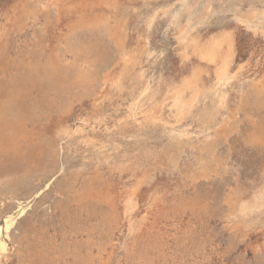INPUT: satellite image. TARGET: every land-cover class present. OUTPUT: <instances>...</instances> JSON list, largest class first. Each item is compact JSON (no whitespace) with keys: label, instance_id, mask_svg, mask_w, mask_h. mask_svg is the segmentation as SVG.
Returning a JSON list of instances; mask_svg holds the SVG:
<instances>
[{"label":"rangeland","instance_id":"obj_1","mask_svg":"<svg viewBox=\"0 0 264 264\" xmlns=\"http://www.w3.org/2000/svg\"><path fill=\"white\" fill-rule=\"evenodd\" d=\"M172 1L0 0V108L7 105L0 129L13 118L22 128L0 131V223L18 201H30L5 237V264H264V213L243 219L228 205L229 194L248 197L264 178V103L257 101L264 91L256 87L264 81V36L236 21L233 10L250 8L241 0L228 11L215 5L196 25L192 34L203 41L224 30L234 35L232 79L222 88L227 108L203 128L217 100L214 66L191 48L183 58L168 18L149 30L143 21ZM124 51L134 53L129 66ZM193 69L202 70L205 94L189 117L177 124L165 105L163 123L128 124L146 84L160 101ZM118 77L121 85L110 87L106 80ZM223 120L230 132L215 147L219 164H198L207 161L200 146ZM184 131L176 167L146 158L178 152L173 137ZM141 181L133 217L141 230L132 232L124 198Z\"/></svg>","mask_w":264,"mask_h":264},{"label":"bare ground","instance_id":"obj_2","mask_svg":"<svg viewBox=\"0 0 264 264\" xmlns=\"http://www.w3.org/2000/svg\"><path fill=\"white\" fill-rule=\"evenodd\" d=\"M47 1L51 5H55L54 0H47ZM199 1L200 0H178L175 3H173V1H172V3H170V4H165L164 6L158 7L157 9L154 8V9L150 10L149 12H147L144 16L145 19H143V21L145 22V26H146L145 28L147 30H149L151 28V26L153 25V23L155 22V20L159 16H163V17L168 18L169 24L175 26V29L177 30L176 35L178 38V42L181 45V50L183 52V58H185V60H187L186 58L188 56V53L186 51H187V49L190 50V48H191V52L193 51V53L197 55V57L199 58L200 61H202L207 66H210V65L214 66L216 84H215V88L213 91L215 92V96H216L217 100L215 101V103H213V106L205 109L204 114H206V119L202 120L203 128H205L206 125L214 123L215 118L218 115H220L221 109L227 108L226 98L224 97L222 88L232 79V75L230 73V68L232 66V63L234 62L235 50H234V35L231 31L224 30L220 34H216V35L214 34V35L210 36L209 38L205 39L204 41L201 40V38L198 35L192 34L193 31L196 29V25L199 24L201 21L205 20V18L213 12L215 5L222 8V9H225V11H228L229 7H230V1L231 0H220V1L219 0H207L202 12L200 14H197L195 12V9H196ZM241 1L249 2L250 8L247 12H242L240 10L239 6L235 10H233L235 13L236 21L245 25L247 27V29L253 30L255 33L257 31L260 33V31H261L262 36H264V30L263 29L260 30V24L262 22H264V7L260 9L257 6L258 2L264 3V0H241ZM43 6L44 5H42V7ZM43 10H44V8H43ZM46 10H47V8H46ZM38 13L39 12H37V14ZM143 41H144V45H147V39H144ZM180 45H179V47H180ZM123 55H124L123 58L125 60L126 66H129L131 63V60L134 57V53L133 52L128 53V52L124 51ZM53 66H54V64H53ZM124 68H125V66H124ZM46 69H47V67H46ZM55 69L56 68L54 66V68H53L54 73H56V71H57ZM43 72H44V70H43ZM201 73H202V70H200V69L194 70L193 69L192 73L189 76L182 79V81L179 84L174 85L171 88H169L166 91L162 100H160V101L156 100L155 95H153L154 93L151 94L149 92L150 91L149 85L146 84V86H144V88L134 98L133 102L131 103V105L129 107L128 119L131 120L132 122H128V124L137 123L139 125V127L143 128V127L156 126V125L163 123V120L160 117V115H161L162 109L165 105L170 106L171 110H173L172 112H173L175 122L177 124L181 123L184 119H186L187 117H189L191 115L193 107L199 101V97L201 95L205 94V91L202 89V87L200 85ZM27 74H29V72ZM43 74H44V76H46L45 72ZM48 74L50 75L49 72H48ZM37 77H40V75L37 74ZM106 81L108 82V84L110 83L109 84L110 87L116 86V88H117L121 85L122 77H118V78L114 79V81L112 78H109ZM256 87H260L259 89H261V91H264V81L259 82ZM209 90H210V88H209ZM5 91H8L7 88L5 89ZM187 92L190 93L189 96L186 95ZM263 94L261 92V94L258 95L257 101H260V103H264V95ZM11 95H13V94L11 93ZM146 101L149 103V105H147L148 106L147 108L143 109V106L145 105ZM6 106L7 105H2L0 108V112L2 110H6L7 109ZM137 109H140V110L143 109L140 112V114H142L141 120L138 119ZM4 113H7V112L4 111L3 114ZM140 116L141 115H139V117ZM15 120H16V118H13V120H11V122L6 123L5 125L2 124V128L0 129V131L3 130V128H4V131L6 132V134H7L8 130L9 131L13 130L15 132L22 131L20 123L14 122ZM22 120H24V119H22ZM216 125H217V129H215L212 132V134H213L212 136L214 137L213 140L206 141L208 139V137H206L205 138L206 142L203 141L204 143H203L202 147L200 146V148H199L200 154L202 156L205 155L207 161H205L201 158L198 160V164H210L211 166H212V164H219L218 163L219 161H217L216 157L214 156L215 147L217 145V142L219 140H221V138L225 139V141H226L227 135L230 132V130H228L230 126H229L227 120H223V122H218ZM71 132H72V130H71ZM172 133H175V130H173ZM185 135H188L187 131H184L183 133H178V135L173 137L174 141H178L176 143V147L178 148L176 151L180 150V147L182 146V142L180 139H182V137ZM67 137H68V135H67ZM180 154H181V152H179V151L176 152L175 154H172L167 149V150H164V151L159 152L157 154H155L151 151H147L145 153V156H146V158L154 157L156 159L155 162L158 164H161L163 166H166V164L168 162H170V163H172V165L174 167H176L178 164L177 160L180 157ZM210 165L207 166L208 169L211 168ZM153 166H155V164ZM206 171H208V170L206 169ZM193 173H195V171ZM144 174H146V173H144ZM198 180H199V178H198ZM142 183H144V182L143 181L139 182L133 190L126 192V197L124 198V204H123L124 212H125L126 218H128L129 225H130V231H132V232H134V231L136 232L137 230H141L135 224V222H133V217H134L135 211L137 210V208L139 206L137 196H138L139 188H140ZM228 197H229L228 205H229V208L232 210V213L230 214V216L241 217L244 219V218H250L253 215L258 214V213H264V178H263V181L261 182V184L258 187H256V189H254L252 191L250 196H248V197L241 196L238 198H234V196L231 193L228 195ZM29 202L28 201L27 202L26 201H22V202L18 201L15 208L9 214L6 213L7 215L4 216V224L2 225L0 223V264H5L3 262V259H5L7 257V253H8V246L5 242V237L9 236V231L18 223V221L20 219H22V217L25 216V214L27 213V211L29 209ZM152 204H151V206H152ZM239 225H240V223H239ZM134 246L137 247V245H134ZM87 255H89V254H87ZM82 257H83V255H82ZM143 257H144V255H143ZM73 259H74V257H73ZM65 263H67V262H65Z\"/></svg>","mask_w":264,"mask_h":264}]
</instances>
